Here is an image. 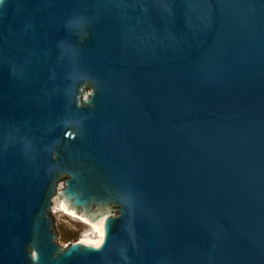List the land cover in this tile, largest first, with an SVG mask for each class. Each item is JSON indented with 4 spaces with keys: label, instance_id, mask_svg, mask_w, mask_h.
Returning <instances> with one entry per match:
<instances>
[{
    "label": "water",
    "instance_id": "1",
    "mask_svg": "<svg viewBox=\"0 0 264 264\" xmlns=\"http://www.w3.org/2000/svg\"><path fill=\"white\" fill-rule=\"evenodd\" d=\"M0 264H264V0H0Z\"/></svg>",
    "mask_w": 264,
    "mask_h": 264
},
{
    "label": "rangeland",
    "instance_id": "2",
    "mask_svg": "<svg viewBox=\"0 0 264 264\" xmlns=\"http://www.w3.org/2000/svg\"><path fill=\"white\" fill-rule=\"evenodd\" d=\"M63 181H59L56 184V190L62 188ZM56 198L58 201L57 194L51 198L50 204V215L53 221V231L56 236V243L60 246L65 245L68 241L74 240L75 238H79L81 234L88 229V226L80 223L78 220L73 219L71 217L62 215L61 213H55L53 211V200ZM111 210H114L113 208ZM111 215L116 214L115 210L110 211Z\"/></svg>",
    "mask_w": 264,
    "mask_h": 264
},
{
    "label": "bare ground",
    "instance_id": "3",
    "mask_svg": "<svg viewBox=\"0 0 264 264\" xmlns=\"http://www.w3.org/2000/svg\"><path fill=\"white\" fill-rule=\"evenodd\" d=\"M54 206H53V211L55 213H61L62 215L71 217L73 219L78 220L80 223L85 224L86 226H88V229L86 231H84L81 236L79 237L82 240H85L87 242H91L94 243L96 241V239H101V237L99 235H97L96 230L89 224H86L84 221H82L80 218H77L73 215L68 214L67 212L63 211L58 204V201L56 200V198L53 200Z\"/></svg>",
    "mask_w": 264,
    "mask_h": 264
}]
</instances>
